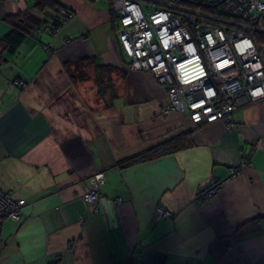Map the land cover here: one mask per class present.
I'll list each match as a JSON object with an SVG mask.
<instances>
[{"label": "crops", "instance_id": "obj_1", "mask_svg": "<svg viewBox=\"0 0 264 264\" xmlns=\"http://www.w3.org/2000/svg\"><path fill=\"white\" fill-rule=\"evenodd\" d=\"M77 2L53 31L61 12L0 0V39L6 17L33 16L13 54L0 44V188L25 202L19 222L0 224V264H264V99L204 124L163 114L166 90L128 68L110 7ZM86 58L116 67L112 104L92 66L75 77ZM96 172L105 182L90 203L82 193ZM211 179L226 181L194 205Z\"/></svg>", "mask_w": 264, "mask_h": 264}, {"label": "built area", "instance_id": "obj_2", "mask_svg": "<svg viewBox=\"0 0 264 264\" xmlns=\"http://www.w3.org/2000/svg\"><path fill=\"white\" fill-rule=\"evenodd\" d=\"M104 1L116 15L129 68L152 74L165 88L163 114L178 112L204 124L264 99V0ZM73 17L67 11L61 22ZM236 170H229L230 177ZM102 179L96 172L84 186L86 201L97 202ZM225 181L211 179L196 192L194 204L215 196ZM24 204L0 188V224L19 222ZM157 215L170 213L159 208Z\"/></svg>", "mask_w": 264, "mask_h": 264}, {"label": "trees", "instance_id": "obj_3", "mask_svg": "<svg viewBox=\"0 0 264 264\" xmlns=\"http://www.w3.org/2000/svg\"><path fill=\"white\" fill-rule=\"evenodd\" d=\"M33 1H34L33 7L36 8V11L38 10L39 12H44L45 8L54 9L56 13L61 11L62 14L60 16L56 15L53 21L49 23L53 31H55L56 28L62 25L61 20L65 18V12H67L68 10H65L63 12L60 9L61 3L58 2V0H33ZM85 1L90 3L95 2V0H85ZM37 15L39 14L37 13ZM111 15H112V21L113 22L116 21L117 23V18H115L116 16L113 13L112 9H111ZM32 19H33L32 14L28 12L19 13L17 15L6 17V21L12 24V29L10 30V32H8V34H6L4 37L0 39V44L4 45L5 50L8 54H13L15 50L18 48V46L22 44L25 37L27 36L28 30L31 26ZM89 66H92L94 69V76H95L96 84L98 86V93L101 96L108 94V96L110 97L109 100L112 104L113 100L117 98V93L114 89L113 79H112V74L114 71H116V67L112 65L101 64L98 62L96 58H86L80 60L75 64V70H76L74 74L76 75L75 77L84 76L85 74L81 70ZM180 148H182V145H178V144L169 148L155 147L154 149L151 150V153L149 152L150 155L147 153L143 155L139 154L135 157L127 159L126 161L117 162L116 166L118 167L130 166L136 162H141L145 160L147 161L161 154L175 152Z\"/></svg>", "mask_w": 264, "mask_h": 264}, {"label": "rangeland", "instance_id": "obj_4", "mask_svg": "<svg viewBox=\"0 0 264 264\" xmlns=\"http://www.w3.org/2000/svg\"><path fill=\"white\" fill-rule=\"evenodd\" d=\"M79 1V0H78ZM83 1V0H82ZM85 1V0H84ZM103 3H102V2ZM58 2H60L61 3V5H60V9L63 11L64 10V5L66 6V7H68V5L69 6H76V4L78 3L77 2V0H58ZM87 2V1H86ZM105 3V1L104 0H95V3L92 5V7H100V10L101 9H104V8H106L107 9V6H109V5H105L104 4ZM88 4H92V3H90V2H88ZM102 7V8H101ZM111 9V8H110ZM55 11H54V9H50V8H45L44 9V14H46V15H53V13H54ZM61 12V11H60ZM73 14H74V16H75V13L73 12V11H71ZM110 12H111V10H110ZM261 47H264V42L263 43H261ZM128 68H129V65H128ZM130 69V68H129ZM239 172V170H236V172H235V174L234 175H236L237 173ZM94 175V174H93ZM92 175V176H93ZM233 175V176H234ZM92 176L90 177V179L92 178ZM90 179H89V183H90ZM102 185L100 186V189H99V194H100V190H101V187L103 186V184H104V178L102 179ZM89 183H88V185H89ZM87 186V185H86ZM84 191V190H83ZM196 194V193H195ZM194 197H195V195H194ZM82 198H83V193H82ZM99 198V197H98ZM84 199V198H83ZM96 203V202H95ZM192 203L194 204V202L192 201ZM204 203V202H203ZM200 204H202V203H199V204H194V205H200ZM168 217V216H167ZM5 220V219H4Z\"/></svg>", "mask_w": 264, "mask_h": 264}]
</instances>
